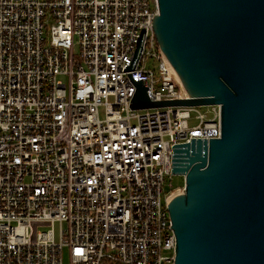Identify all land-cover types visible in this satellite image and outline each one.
<instances>
[{
	"label": "built area",
	"instance_id": "1",
	"mask_svg": "<svg viewBox=\"0 0 264 264\" xmlns=\"http://www.w3.org/2000/svg\"><path fill=\"white\" fill-rule=\"evenodd\" d=\"M157 15V0H0V264H175L184 185L165 180L185 178L176 149L220 137L221 107L131 108L133 81L187 98Z\"/></svg>",
	"mask_w": 264,
	"mask_h": 264
},
{
	"label": "water",
	"instance_id": "2",
	"mask_svg": "<svg viewBox=\"0 0 264 264\" xmlns=\"http://www.w3.org/2000/svg\"><path fill=\"white\" fill-rule=\"evenodd\" d=\"M157 4V43L187 98L155 102L133 81L131 108L221 107L219 138L175 150V264H264V0Z\"/></svg>",
	"mask_w": 264,
	"mask_h": 264
},
{
	"label": "rangeland",
	"instance_id": "3",
	"mask_svg": "<svg viewBox=\"0 0 264 264\" xmlns=\"http://www.w3.org/2000/svg\"><path fill=\"white\" fill-rule=\"evenodd\" d=\"M198 111H200L201 113H206L208 115V117L211 116V107H197ZM196 115V113H192V116ZM101 117H103V114H101ZM192 125L197 124L196 121H194V118H192L191 122ZM185 184V178L183 176H179V175H175L173 176L171 179L166 178L165 180V185H164V192H169L171 189L176 188V187H182ZM49 229H51V225L50 224H34L33 225V230L34 233L36 232H44V231H48ZM57 231V228H56ZM64 262L65 264H68V253L67 251L64 252Z\"/></svg>",
	"mask_w": 264,
	"mask_h": 264
}]
</instances>
